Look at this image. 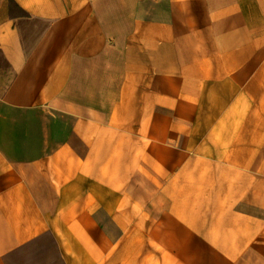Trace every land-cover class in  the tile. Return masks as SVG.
Returning a JSON list of instances; mask_svg holds the SVG:
<instances>
[{
    "label": "crops",
    "instance_id": "crops-1",
    "mask_svg": "<svg viewBox=\"0 0 264 264\" xmlns=\"http://www.w3.org/2000/svg\"><path fill=\"white\" fill-rule=\"evenodd\" d=\"M0 264H264V0H0Z\"/></svg>",
    "mask_w": 264,
    "mask_h": 264
}]
</instances>
